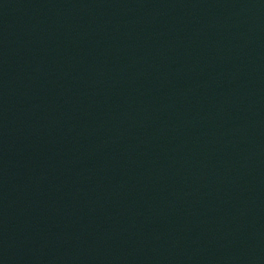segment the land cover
Listing matches in <instances>:
<instances>
[{"label": "water", "instance_id": "water-1", "mask_svg": "<svg viewBox=\"0 0 264 264\" xmlns=\"http://www.w3.org/2000/svg\"><path fill=\"white\" fill-rule=\"evenodd\" d=\"M0 264H264V0H0Z\"/></svg>", "mask_w": 264, "mask_h": 264}]
</instances>
